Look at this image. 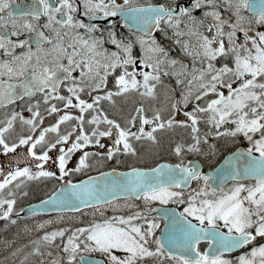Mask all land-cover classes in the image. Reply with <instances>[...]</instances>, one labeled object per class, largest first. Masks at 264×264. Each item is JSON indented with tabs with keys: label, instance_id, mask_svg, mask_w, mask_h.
<instances>
[{
	"label": "snow or ice",
	"instance_id": "6c2138e0",
	"mask_svg": "<svg viewBox=\"0 0 264 264\" xmlns=\"http://www.w3.org/2000/svg\"><path fill=\"white\" fill-rule=\"evenodd\" d=\"M0 109V264H264V0H0Z\"/></svg>",
	"mask_w": 264,
	"mask_h": 264
},
{
	"label": "flooded vegetation",
	"instance_id": "af4514ba",
	"mask_svg": "<svg viewBox=\"0 0 264 264\" xmlns=\"http://www.w3.org/2000/svg\"><path fill=\"white\" fill-rule=\"evenodd\" d=\"M137 2H141V0L137 1ZM153 2H156V0H153ZM0 112H2V109H0ZM25 114H27L26 110H25ZM230 150H232V149H230ZM17 151H20V149L18 148ZM224 154H226V153H224ZM158 155H159L160 159H165V160H169L170 162H175V157L170 156L166 150L159 152ZM189 158H192V157H189ZM222 158H223V155L212 158V159H205L202 157H196V159H198L201 162V164L203 165V170H208L209 168H215L216 164L220 163ZM7 159H8V157H6L2 153H0V167L6 166L5 162ZM128 163H134V161L132 159H129ZM108 166H112V162H109ZM136 166H152V159L151 158H145V160L142 164H139ZM68 167L69 168L74 167L72 161H69ZM104 170H106V168L97 167V168L89 170L85 173L70 174L69 176H66V179L79 180V179H83L84 175H94L96 171H104ZM40 183L42 184V186H41L42 193L39 196H32V194L33 195L35 194L34 190H36V189L33 187H28V195H30V197L27 198L25 196L22 198V200H25V199L27 200V202L22 207H24L25 205L34 204L37 200L42 199L43 195L45 193L49 192V191H46V189L47 188L52 189L54 183L56 184V186H59V182H57V181H55L51 185H50V180L40 181ZM192 186L193 187L195 186V181L193 182ZM16 206L20 207L21 205H20V203H17ZM66 215H68V214H66ZM52 216L53 215H46V214L38 213V214L33 215L32 217H38L39 219H47L48 217H52ZM20 217H22V219H26L29 216H23L21 213ZM32 217H30V218H32ZM18 219H17L15 224L8 223L7 227H5L6 222L3 219H0V248L4 247V244H5L4 242L1 244V240L4 237L8 238V236L10 234L15 233L17 231L16 226H17L18 221H19ZM161 226L163 227V222L161 223Z\"/></svg>",
	"mask_w": 264,
	"mask_h": 264
},
{
	"label": "rangeland",
	"instance_id": "374dc122",
	"mask_svg": "<svg viewBox=\"0 0 264 264\" xmlns=\"http://www.w3.org/2000/svg\"><path fill=\"white\" fill-rule=\"evenodd\" d=\"M137 1H140V0H137ZM231 148H229L230 150ZM22 166V165H21ZM55 181H50V185L52 183H54ZM41 186L42 184L40 183V181H33L29 184L28 187H33L35 188L36 190L35 191V194L32 196H39L41 193H42V190H41ZM50 188H47L46 191H49ZM27 198L30 197V195H27L26 196ZM23 197H18L17 198V203H20V207H22L26 202L27 200H22ZM109 214H111V212L109 211ZM71 215V214H70ZM55 215H53L52 217H54ZM32 216H29L27 217L26 219H22V217H20L18 220V224L16 226L17 228V231L15 233H12L8 236V238L4 237L2 240H1V244L4 242H11V245H10V248L8 249L10 251L11 247H16L17 245L16 244H19V245H22V244H25L26 245V242L30 239H32L35 235L39 234V230H35L34 229V221L35 222H38L39 219L38 217H32ZM22 219V220H21ZM25 225H27L28 229H33L32 231H27L25 230ZM55 226V225H53ZM6 254V250L4 247L0 248V257H3L4 255Z\"/></svg>",
	"mask_w": 264,
	"mask_h": 264
},
{
	"label": "water",
	"instance_id": "95a60500",
	"mask_svg": "<svg viewBox=\"0 0 264 264\" xmlns=\"http://www.w3.org/2000/svg\"><path fill=\"white\" fill-rule=\"evenodd\" d=\"M34 204H35V203H34ZM31 205H33V204H31ZM36 213H39V212L37 211ZM49 213H55V212H46L45 214H49ZM23 215H27L26 212L23 213Z\"/></svg>",
	"mask_w": 264,
	"mask_h": 264
},
{
	"label": "trees",
	"instance_id": "16d2710c",
	"mask_svg": "<svg viewBox=\"0 0 264 264\" xmlns=\"http://www.w3.org/2000/svg\"><path fill=\"white\" fill-rule=\"evenodd\" d=\"M17 246L19 245V244H16Z\"/></svg>",
	"mask_w": 264,
	"mask_h": 264
}]
</instances>
